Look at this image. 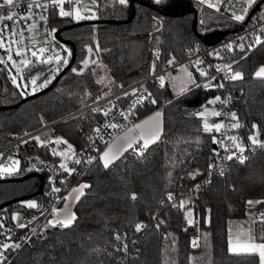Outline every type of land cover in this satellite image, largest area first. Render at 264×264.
Instances as JSON below:
<instances>
[{
  "label": "trees",
  "instance_id": "trees-1",
  "mask_svg": "<svg viewBox=\"0 0 264 264\" xmlns=\"http://www.w3.org/2000/svg\"><path fill=\"white\" fill-rule=\"evenodd\" d=\"M197 2L96 0L93 19L62 16L58 8L47 7V25H55L58 40L67 44L69 65L34 62L24 67L22 85L12 80V64L0 60V144L39 125L38 114L53 120L93 99L103 83L100 76L125 84L235 27ZM258 40L248 54L236 53L230 69L241 78L227 81L242 139L255 128L264 134V76L253 73L264 63V30ZM32 68L40 70L37 84L51 83L33 91L28 83ZM206 70L211 72L212 64ZM190 71L196 81L178 93L168 82L151 81L148 95L134 110L137 119L154 108L161 110L155 142L141 150L127 147L107 168L98 157L104 144L91 151L82 174L72 181L84 180L89 186L73 204L72 223L38 225L19 248L0 252V264H190L193 251L204 247V234L208 264H259L256 253L230 251L227 240L229 218L245 216L252 199L264 206V151L229 162L210 175L192 203L180 202L178 189L206 175L215 147L214 129L205 130L196 110L218 90L203 81V66ZM102 118V111L86 110L57 121L56 136L46 142L44 154L56 161L60 155L54 153L69 144L84 149ZM19 157L16 171L0 175V219L7 223L14 221L15 211L40 212L53 185L45 173L25 170ZM28 200L37 206L29 208ZM251 235L264 240V216L252 220Z\"/></svg>",
  "mask_w": 264,
  "mask_h": 264
},
{
  "label": "built area",
  "instance_id": "built-area-1",
  "mask_svg": "<svg viewBox=\"0 0 264 264\" xmlns=\"http://www.w3.org/2000/svg\"><path fill=\"white\" fill-rule=\"evenodd\" d=\"M80 1L82 0H63L61 3L60 0H15L14 4L9 6L3 5V0H0V14L5 15L3 20L10 24L18 20L23 13L36 11L39 7L46 9L54 6L61 10L67 5L77 6ZM197 1L204 7L214 10L219 16L232 21L235 27L216 40L188 50L179 59L170 58L161 67L138 76L125 84L108 78L90 101L53 120H46L41 114H38L39 125L0 144V150L7 149L10 153L21 155L22 166L25 170L43 172L53 182L50 194L40 212L19 213L18 221L10 223L0 219V252L8 249L15 250L28 240L38 225L58 205L64 190L82 174L84 164L90 158V152L107 143L118 132L137 119L134 110L148 95L149 83L151 81L158 84L169 82L172 73L178 70L179 66H185L189 70L191 68L199 70L203 66V72L207 74L203 81L209 80V86L218 90L217 94L220 99L215 100V102L218 106L217 113L220 115L216 118L222 125L219 131L214 130L213 137L217 143H215L214 150L208 160L206 175L184 187H180L178 189L180 199L185 198L186 202L192 203L196 191H199L209 181L211 174L222 172L229 162H241L253 151H264V147L261 146L264 145V134L259 129L255 128L247 138L242 139L237 128L233 127V125H237V120L227 87V81L235 74L230 68L237 60L236 53L238 52L240 56L248 54L258 41L259 34L264 30V7H260V4L256 8H253L252 4H247L244 7L236 0H219L217 7L213 9L209 2ZM245 8L247 12L244 11ZM8 15H13L14 19L7 20ZM241 15L244 19L237 21L235 16ZM2 29L3 24L0 21V30ZM211 64L213 70L208 72L206 68ZM86 110L102 111L103 118L86 137L85 148L76 150L64 161L65 167H61L62 163L52 160L44 154L45 144L49 139L56 136L54 124L57 121ZM112 125L117 127H112ZM37 137L39 139H36ZM253 140L256 141L255 144H253ZM135 146L138 150L142 149V146L138 144ZM241 148L243 151H240ZM53 189H59V191ZM251 201L255 207L254 215L264 216V206L256 205L254 199ZM19 225H24V227H19ZM5 244L9 247L4 248L3 245ZM15 245H19V247H15Z\"/></svg>",
  "mask_w": 264,
  "mask_h": 264
},
{
  "label": "rangeland",
  "instance_id": "rangeland-1",
  "mask_svg": "<svg viewBox=\"0 0 264 264\" xmlns=\"http://www.w3.org/2000/svg\"><path fill=\"white\" fill-rule=\"evenodd\" d=\"M89 3H85L84 10L81 11L78 7L75 6H65V8H70L71 17L75 18L77 12L80 13L81 16L86 15V18L93 19L96 16V5L91 6L90 1ZM197 1V0H195ZM204 1V0H199ZM210 3V7L215 9L218 5L219 0H205ZM94 2V1H93ZM237 3L243 4L245 7L249 4V0H236ZM197 4L200 5L199 2ZM260 7H264V0L260 2ZM94 7V8H93ZM203 7V6H202ZM64 8V9H65ZM210 12L217 14L214 10L204 7ZM61 9L60 11H62ZM74 16V17H73ZM5 19V15L0 14V21L3 24V29L0 30V60H5L6 62L9 61L14 68L13 71L10 69V75L15 78V82H19L24 85V62H38L40 60H52L57 61V57L60 60H64L69 53V48L64 41L57 40L54 37V30H56L55 25H47V16L45 14V9L43 7H39L36 11L33 12H26L23 13L18 20L13 21L12 23H8ZM76 19V18H75ZM43 48L45 51L43 53L40 52V49ZM33 52H36V56H33ZM19 53V55L17 54ZM11 57V58H10ZM58 62V61H57ZM264 67V63L258 65L254 70V74ZM56 70V67H53ZM196 69V68H195ZM191 70V69H190ZM187 69L185 66H179L178 70L174 71L171 75V79L169 80V86H174L173 92L176 90H181L185 88L189 83H193L195 77L193 73ZM197 70V69H196ZM40 70L37 68H32L28 76V83L30 84V88L33 89L34 85L31 83L33 77L39 74ZM101 80L104 82L107 80V77L100 76ZM173 78V79H172ZM212 112H218V106L215 103H207L202 104L197 110L196 113L201 117L202 126L204 127L205 122H207L210 126L215 124H220L216 116L211 115ZM203 113V116L200 115ZM214 118V119H212ZM211 129H214L212 127ZM71 145V144H69ZM69 145L66 146L64 151V155L59 156V162L64 164V161L70 157L75 149L73 147L69 148ZM72 146V145H71ZM20 164V157L18 154L10 153L9 150H0V175L8 174L14 172L18 169ZM85 182L84 180H80ZM31 201V200H28ZM27 201V202H28ZM26 202V203H27ZM180 202L185 204V198H181ZM53 210V209H52ZM254 210L255 207L253 203L248 206L247 209V216L250 218L254 217ZM50 215V214H49ZM49 215L42 221L41 226H48L50 225L48 221ZM187 218H191L190 209L187 211ZM19 211H15L13 214L14 221H18ZM240 222H243L242 225L243 230L238 232L237 226H241ZM248 218L243 216L241 218H229L228 220V238L235 239V238H247L250 236V228L248 227L251 223H247ZM203 237V245L199 249L193 251L190 264H208L209 263V243L207 240V235L204 234ZM197 243V240H196Z\"/></svg>",
  "mask_w": 264,
  "mask_h": 264
},
{
  "label": "crops",
  "instance_id": "crops-1",
  "mask_svg": "<svg viewBox=\"0 0 264 264\" xmlns=\"http://www.w3.org/2000/svg\"><path fill=\"white\" fill-rule=\"evenodd\" d=\"M93 1L92 2L90 1L91 6L95 5L96 0H93ZM85 3H89V1L88 0H82L78 3L77 6H75V7L79 8L80 13L82 10L85 11L84 10ZM63 11H71V10H70V8H65V9H63ZM82 17H86V15L83 14ZM189 84L187 86H189ZM170 87L172 90L175 89V87L173 85ZM185 88H183L181 90H176L175 92L178 93V92L184 90ZM156 113H159V116L155 115ZM137 125H139L140 127H136ZM161 127H162L161 110L159 108H154L151 111L144 114L143 116L136 119L133 123H131L126 128H124L123 130L118 132L111 140H109L107 143H105L99 149V152H98L99 160L104 165V162L100 159V157L105 151H108L109 148H111V150H112L110 152V155L115 153L118 156L124 149H126L128 147L129 143H131L132 146L135 144L143 146L146 139L151 140V139H153V137L155 136L156 133L160 134ZM141 136H143V138H141ZM64 149L62 150V152L64 151ZM75 152H76V150L73 152V154ZM56 161L59 162V159ZM86 184H87L86 181L83 182V181L78 180V181H75L72 184H70L64 190L60 202L54 208L55 212L53 211L54 210L53 209L51 211L49 217L47 218L49 222L52 221L51 224H62L63 225L62 222H64L65 220H67L68 218H70L74 214L72 207H73L74 202L76 201V196L80 195V193L79 192H73V189H78L80 187V185H86ZM83 190L84 189H82V192H83ZM245 216L248 218V222L251 224H252V220L254 218L258 217L256 215H254L253 218H250L249 216H247V212H246ZM242 224H243V222H240L241 226H237L238 232L242 231L243 227H245V225H242ZM248 229L250 230V236H247V238H235V239H229L228 238V240H227L228 241V243H227L228 249H230V241H231V246L233 248H235L237 246V244H245V243H252V244H257V245L258 244H264V240L258 241V240H254L252 238L251 225L248 227ZM255 253L258 256L259 264H260V250L257 249Z\"/></svg>",
  "mask_w": 264,
  "mask_h": 264
},
{
  "label": "snow or ice",
  "instance_id": "snow-or-ice-1",
  "mask_svg": "<svg viewBox=\"0 0 264 264\" xmlns=\"http://www.w3.org/2000/svg\"><path fill=\"white\" fill-rule=\"evenodd\" d=\"M14 2H15V0H3V5H9V6H11V5L14 4ZM60 2L63 3V0H60ZM125 2H126V0H120V3H121V4H124ZM156 2L159 3V0H156ZM253 3H255V0H249V4H250V5L253 4ZM244 11L247 12V9L245 8ZM60 15H62V16H69V15H72V14H71L70 12H65V11L62 10L61 13H60ZM75 18H76V19H82L83 17L80 15L79 12H77ZM6 19H7V20H13V19H14V16H13V15H8V16L6 17ZM235 19H236L237 21H242V20L244 19V17H243L242 15H241V16H235ZM257 42L259 43V40H258ZM0 46H2V45H0ZM44 51H45V49H43V48L40 49V52H41V53H43ZM17 54L19 55V53H17ZM32 54H33V56H36V52H33ZM10 58H11V57H10ZM57 61H58V63H59V62H62L63 64H67V63H68V60H67V59H64V60L60 61V58H59V57H57ZM41 62H42V63H48L49 61H47V60H42ZM30 63H31V62H24V67H25V69H27V68L30 66ZM84 63H85V65H86L88 62H87V61H84ZM169 63H171V61H169ZM198 63H199V62H198ZM153 67H154V66H153ZM225 67H230V66H225ZM72 71H73V72H77V69H76V68H73ZM201 75H206V74H205L204 72H201ZM255 75H256L257 77L264 76V67H261V69H259V70L255 73ZM239 78H241V73H239V72H236V73L231 77V79H233V80H235V79H239ZM13 79H14V82H15V78H13ZM38 79H39V77H38V76H35V77H33L32 80H31V83L35 86V87L33 88V91L36 90V87L43 88V87H46L49 83H51V80H45L44 83H42V84H37V80H38ZM160 79L162 80L163 78L161 77ZM206 87H207V86H206ZM220 87H223V85H220ZM125 95H127V93H125ZM219 99H220L219 97L216 98V100H219ZM152 102L155 103V101H152ZM209 103H215V101H209ZM155 115L159 116V113H156ZM200 115L203 116V113H200ZM211 115H213V116H219L220 113L212 112ZM233 117H235V114H233ZM238 126H239V125H233V127H238ZM112 127H117V126H116V125H112ZM136 127H140V126L137 125ZM212 127H214L216 131H219V130L221 129L222 125H221V124H215V125L210 126L207 122H205V124H204V128H205L206 131L211 130ZM254 127H255V125H254ZM158 137H159V133H156L155 136L153 137V139H151V140L146 139V140H145V143H144V145H143V147L146 148L150 143L155 142V139H157ZM141 138H143V136H141ZM36 139H39V137H37ZM230 139H235V138H230ZM250 139H251V138H250ZM56 142H57V143H60L61 140H60V139H57ZM213 142H214V143H217V141L215 140V138L213 139ZM252 142H253V144L256 143L255 140H253ZM65 143H66V142H65ZM261 146L264 147V145H261ZM71 147H72V146L69 145V148H71ZM131 147H132V144L129 143V144H128V148H131ZM111 151H112L111 148H109V150H108V151H105V152L101 155V157H100V159L104 162V167H105V168L109 167V165H110V164H111V163L117 158V154H115V153L112 154V155H110V152H111ZM240 151H243V149L241 148ZM54 154L64 155V153H54ZM228 158L231 159V157H228ZM241 162H243V161H241ZM77 163H79V161H77ZM61 167H65V165H64V164H61ZM70 174H71V173H70ZM86 187H89V186H88V185H80V187H79L78 189H73V192H79L80 195H82V194H83V193H82V189H84V188H86ZM53 190H54V191H59V189H53ZM80 195H77V196H76V199H77V200L80 199ZM132 198H133V199H136L135 195H133ZM248 203H249V205H251L253 202H252V201H249ZM256 203H260V202L257 201ZM27 206H28L29 208H35L37 205H36V203H35L34 201H28V202H27ZM53 211L55 212V209H54ZM14 218H15V217H14ZM74 219H75V215L73 214L70 218H68L67 220H65L64 222H62V223H63V226H65V227L69 226V225L72 223V221H73ZM191 222H192V221H189V223H191ZM49 223L51 224L52 221H50ZM19 227H24V225H19ZM139 228H140V225H137V230H139ZM117 239H119V237H117ZM194 246H195V244H194ZM3 247H4V248H7V247H9V245L5 244V245H3ZM15 247H19V245H15ZM257 249L260 250V264H264V244H258V245H257V244H252V243L237 244V246H236L235 248H233V247L231 246V241H230V249H229L230 251L252 252V253H255Z\"/></svg>",
  "mask_w": 264,
  "mask_h": 264
},
{
  "label": "water",
  "instance_id": "water-1",
  "mask_svg": "<svg viewBox=\"0 0 264 264\" xmlns=\"http://www.w3.org/2000/svg\"><path fill=\"white\" fill-rule=\"evenodd\" d=\"M131 1H132V0H128V3L131 4ZM261 1H263V0H259L257 3H255V4L253 5V8H256V7L260 4ZM191 9H193V8H191ZM199 21H200V19H199ZM195 23H196V18L194 17V18H193V21H192V29H193V30L195 29ZM54 36H55V38L58 40V37L56 36V30H54ZM203 41H204V40H203ZM204 42H205V41H204ZM205 43H206V42H205ZM85 61H87V58L85 59ZM57 65H58V62H57V61H54V66H57ZM67 65H69V62L67 63ZM62 71H63V69L60 70V71H59V72L53 77L52 83H54V82L56 81V79H57L58 76L62 73ZM217 97H218V94H214L213 96L206 98L205 101L203 102V104H207V103H209V101H215Z\"/></svg>",
  "mask_w": 264,
  "mask_h": 264
}]
</instances>
